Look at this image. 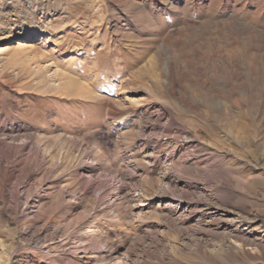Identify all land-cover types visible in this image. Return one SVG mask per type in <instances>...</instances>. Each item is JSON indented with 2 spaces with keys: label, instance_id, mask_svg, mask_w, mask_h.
Instances as JSON below:
<instances>
[{
  "label": "rangeland",
  "instance_id": "obj_1",
  "mask_svg": "<svg viewBox=\"0 0 264 264\" xmlns=\"http://www.w3.org/2000/svg\"><path fill=\"white\" fill-rule=\"evenodd\" d=\"M0 137V264H264V0H0Z\"/></svg>",
  "mask_w": 264,
  "mask_h": 264
},
{
  "label": "bare ground",
  "instance_id": "obj_2",
  "mask_svg": "<svg viewBox=\"0 0 264 264\" xmlns=\"http://www.w3.org/2000/svg\"><path fill=\"white\" fill-rule=\"evenodd\" d=\"M38 36H39V34L38 35H34V36L29 35L26 38H24L23 41L20 40L21 42L19 41L18 45L19 46H25L28 42L33 41L34 39L38 40ZM7 48L8 47H5L2 50H6ZM67 85H69V84H67ZM67 88H68V86H67ZM71 89H73V88L71 87ZM77 91H79V90H77ZM10 139H15V138L12 136ZM32 152H35L36 155L39 156V157L40 156L44 157V154L42 153V147L38 143L37 144H31L29 141L23 140V141H21L18 144L17 147H8V145L6 144V139L0 137V161L3 163V168H2V172L1 173L7 174L4 163L6 165L9 164V163L10 164L13 163L14 160H15L14 157L17 154H22V155H25V154L28 155L29 154L30 155ZM37 166H38V163H35V169H36ZM30 169H31V167H30ZM91 170H92V166L91 165H83L82 176L85 175L86 173L91 172ZM0 178H1L0 199L2 198V199L6 200V201H8L10 203V207H11L10 210L12 211V213H14L15 215L20 216L21 218L31 219V220L41 216L42 212H40L38 210H34L35 204L37 203V199L39 197L38 198L37 197H32V195L30 193V189L27 188L26 186H24V182L25 181H17V183L16 182L13 183V184L11 183V185H9L10 183H8L9 187H8V189L6 188L7 189L6 190L7 194L5 196H3L4 194H3V191H2V185H5L7 183H5V181L3 179L4 176H0ZM85 185H86V183H85ZM25 189H26V192L24 193ZM84 189L86 190L87 193H90V194H92V193L95 194V191L97 190L95 184H92V183H89L86 186H84ZM96 198H97L96 201H99L98 202V206H103V205L106 206L107 205V207H108L109 204L114 203L112 201H111L112 203H110V201L100 200L99 199L100 197H97V196H96ZM19 200L23 201L24 206H23V208L21 210L17 211L19 209L18 203L20 204ZM70 204H72V202ZM17 207H18V209H17ZM68 209L71 211V210H74L75 207L70 205L68 207ZM65 210H62V211H65ZM67 212H68V210H66L64 213H67ZM71 213H72V211H71ZM3 222H4V220L2 219V215H0V232L4 231V227H3L4 225H2Z\"/></svg>",
  "mask_w": 264,
  "mask_h": 264
}]
</instances>
